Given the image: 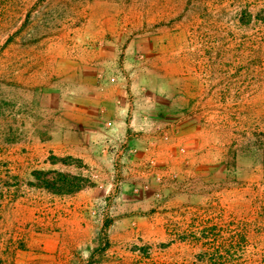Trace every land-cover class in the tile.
Instances as JSON below:
<instances>
[{"label":"rangeland","instance_id":"obj_1","mask_svg":"<svg viewBox=\"0 0 264 264\" xmlns=\"http://www.w3.org/2000/svg\"><path fill=\"white\" fill-rule=\"evenodd\" d=\"M159 38L212 155L159 176L62 143V49L122 73ZM0 264H264V0H0Z\"/></svg>","mask_w":264,"mask_h":264},{"label":"crops","instance_id":"obj_2","mask_svg":"<svg viewBox=\"0 0 264 264\" xmlns=\"http://www.w3.org/2000/svg\"><path fill=\"white\" fill-rule=\"evenodd\" d=\"M128 47L122 73L116 69L117 57L101 49H62L57 56L62 143L65 135L71 136L68 145L76 137L83 157L123 154L150 164L159 176L212 155L207 141L197 137L211 123L198 117V110L207 114L206 105L195 101L187 67L160 60V38L132 41Z\"/></svg>","mask_w":264,"mask_h":264},{"label":"built area","instance_id":"obj_3","mask_svg":"<svg viewBox=\"0 0 264 264\" xmlns=\"http://www.w3.org/2000/svg\"><path fill=\"white\" fill-rule=\"evenodd\" d=\"M164 139H167V136H164Z\"/></svg>","mask_w":264,"mask_h":264}]
</instances>
